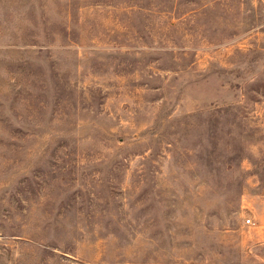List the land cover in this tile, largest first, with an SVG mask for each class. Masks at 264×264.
Returning <instances> with one entry per match:
<instances>
[{"label":"rangeland","instance_id":"374dc122","mask_svg":"<svg viewBox=\"0 0 264 264\" xmlns=\"http://www.w3.org/2000/svg\"><path fill=\"white\" fill-rule=\"evenodd\" d=\"M0 264H264V0H0Z\"/></svg>","mask_w":264,"mask_h":264},{"label":"built area","instance_id":"2783aa9c","mask_svg":"<svg viewBox=\"0 0 264 264\" xmlns=\"http://www.w3.org/2000/svg\"><path fill=\"white\" fill-rule=\"evenodd\" d=\"M247 220H248V222H250V221H251V219H250V218H248Z\"/></svg>","mask_w":264,"mask_h":264}]
</instances>
